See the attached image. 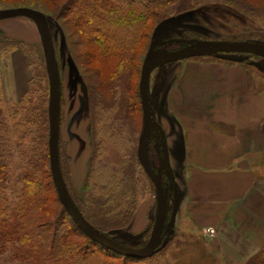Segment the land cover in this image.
Wrapping results in <instances>:
<instances>
[{
    "label": "trees",
    "instance_id": "1",
    "mask_svg": "<svg viewBox=\"0 0 264 264\" xmlns=\"http://www.w3.org/2000/svg\"><path fill=\"white\" fill-rule=\"evenodd\" d=\"M200 2L233 8L264 34V0H0V5L26 6L44 14L51 10L54 18L66 19L76 45L83 49L74 57L75 63L89 67L92 77L105 88L102 93L98 86L86 83L91 115L109 113L113 108L114 115L104 117L110 123L108 128L117 130L115 136L122 132L132 136L135 130H142V120L139 127L135 119V112L142 109L138 82L134 84L133 79L139 77L143 48L147 51L155 26L170 16L194 9ZM258 41L264 42V37ZM20 45L23 50L25 44ZM77 56L82 58L80 62ZM220 60L251 70L264 97V70L256 63L235 58ZM28 66L30 83L34 84L33 59ZM42 69L45 90L40 89L37 96L25 91L19 105L9 106L0 89V256L6 257L8 264H174L162 258L158 250L147 257H130L90 240L63 208L49 166V88L43 58L39 61V71ZM22 125V141L16 142ZM93 126L91 122L93 153L85 185L87 198H71L90 225L111 236V231L125 227L132 219L133 209L129 211L127 206L129 195L136 194L133 169L135 164L141 167V162L135 150L129 148L118 163L107 161L99 171L94 164L106 148L103 142L96 143ZM157 153L150 141L148 154L154 169L160 155ZM59 159L67 185L60 140ZM150 184L155 188L151 180ZM119 218L123 223L118 222ZM247 264H264V245Z\"/></svg>",
    "mask_w": 264,
    "mask_h": 264
},
{
    "label": "crops",
    "instance_id": "2",
    "mask_svg": "<svg viewBox=\"0 0 264 264\" xmlns=\"http://www.w3.org/2000/svg\"><path fill=\"white\" fill-rule=\"evenodd\" d=\"M16 25L26 27L8 36L35 38L30 20ZM183 63L162 66L164 82L154 84L176 171L172 235L183 240V264H247L264 245V97L238 63Z\"/></svg>",
    "mask_w": 264,
    "mask_h": 264
},
{
    "label": "rangeland",
    "instance_id": "3",
    "mask_svg": "<svg viewBox=\"0 0 264 264\" xmlns=\"http://www.w3.org/2000/svg\"><path fill=\"white\" fill-rule=\"evenodd\" d=\"M7 6V4H1L0 8ZM37 7L48 11V9L43 6ZM48 13L45 15L47 16L50 24L61 80L59 140L62 153L63 170L67 185L65 182L64 183L67 188L68 196L72 202V198L85 201L87 198L85 185L87 175L91 167L90 162L92 157L91 155L93 153V134L91 133L90 128L91 122L94 123L93 128L95 134L94 137L97 141L96 143L100 144L103 142L106 148V153H102L97 156L94 164L99 171L107 161H110L113 165L118 163V160L123 155L124 150L126 151L129 148L135 150L139 159L141 136L139 133L141 131L135 130V133L132 136H128L127 132H122L120 136H115L114 132L117 130L108 128V124L110 123L104 118L107 114L114 115L115 110L113 108L109 110V113L99 111L93 112L94 115H91L89 101L87 100V96L84 91L86 83L98 86V90L102 93H105V88H103L100 81H96V79L92 77L91 69L80 62L82 59L81 57L77 56L80 65L78 66L75 63L76 61L74 57L77 53L78 55L81 54L83 49L82 47L76 45L74 32L67 24V20L61 17L54 18L53 15H51V10ZM26 18L27 17L24 16H17L0 20V89L9 106L16 104L19 105L21 96L25 91L31 92L33 96H37L41 93L40 89L45 90L43 69L41 72L39 71V61L41 58L45 61V57L40 35L34 22L27 18L30 20L32 28H35L34 39L24 40L16 36H8L10 35L9 31L13 29L24 30L23 27L26 26L21 25V27L16 24L18 23V20H27ZM6 26H8V28H6ZM157 26L158 33L166 39L178 38L200 41H258L260 38L264 37V34H262L257 27H251L250 20L246 15H243L235 11L233 8L225 5L210 4L208 2H200V4L195 5L194 9L190 11L170 16L160 22ZM23 43L25 46H23L24 49L22 50L20 44ZM176 46V43L167 45L169 49H174ZM143 52L146 53L144 48L141 52L140 60H143L145 56ZM232 57L237 60L256 63L259 68L264 70L263 58L247 53H236L233 54ZM31 59H33L34 62L33 69L35 75L33 78L36 82L34 84L30 83L31 70L28 65ZM202 59L221 61V58L216 56L191 57L183 59V66L186 62L191 60L194 61ZM163 67H154L149 78L150 104L153 107L154 116L158 122L160 120V114L156 108L159 107L160 103H162L163 93L160 94L158 92L160 87L157 86V90L154 84L159 81L160 83L157 84L162 86V83L164 82V75L162 73ZM40 74L43 76L42 81ZM46 76L49 88L48 74H46ZM138 80L139 77H135L133 79L134 84L137 83ZM29 105L31 106L30 102ZM37 114H39V111ZM92 116L94 118L93 120ZM135 119L137 126H139L140 119L142 120V111L135 112ZM18 127L19 126H16V128ZM89 128L90 131L88 130ZM22 129L23 125L20 127V133H17L18 139L16 142H20V140L22 141ZM14 136L16 137V135ZM150 141L153 142V149L156 153H160V149L157 148L158 140L153 137V131L150 136ZM13 142L15 143V141ZM160 158L161 156L159 155L158 159ZM143 171L142 164L141 167L135 164L133 176L134 185L136 186V194L129 195L130 203L127 206L129 211L133 209V215L130 223L123 228L110 232L111 237L128 248L137 249L146 244L152 232L156 212L155 188L151 186L148 175L144 173L145 171ZM173 171L176 172L175 168L169 166L168 169L162 172V182L167 190L169 209L166 214L163 236L156 250L160 251L159 255H162V258L169 260L174 264H183V240L179 239V236L177 235H172L173 230H171L174 215L171 204L172 201L174 203L173 198L176 192V190H174V186L176 187V180L173 178ZM167 172L171 173V177L167 175ZM136 215H140L139 218L141 223L139 224V227H137V225H133ZM118 222L123 223L120 218L118 219ZM212 229L214 232L213 236H215V229L213 227ZM206 236L209 238L213 237L208 235ZM177 249H179L178 253L176 251ZM0 264H8L6 257L0 256Z\"/></svg>",
    "mask_w": 264,
    "mask_h": 264
},
{
    "label": "water",
    "instance_id": "4",
    "mask_svg": "<svg viewBox=\"0 0 264 264\" xmlns=\"http://www.w3.org/2000/svg\"><path fill=\"white\" fill-rule=\"evenodd\" d=\"M24 16L36 25L44 57L47 66L49 81V106H48V153L49 166L58 199L68 215L77 224L80 230L90 240L110 248L124 256L143 258L150 256L159 246L163 236L166 214L168 210V194L162 182V172L169 168V152L165 141V133L162 126L154 116L153 107L150 104L149 78L154 67L164 66L167 63L205 55H214L221 59L233 58L236 53L253 54L264 59V42L260 41H200L178 38L166 39L158 33V26L152 32L147 51L142 60L140 76L138 80V94L142 109V130L140 137L139 159L144 171L149 176L155 187L156 212L151 235L146 244L141 248H128L120 244L113 237L100 232L90 225L78 208L68 196L64 183L59 159V135H60V99L61 80L55 46L51 34L47 16L34 8L26 6L0 8V20ZM171 43L184 44L176 49H168L165 46ZM152 131L157 133V148L160 149L161 158L154 169L151 165L148 146ZM171 177V173L167 172Z\"/></svg>",
    "mask_w": 264,
    "mask_h": 264
},
{
    "label": "flooded vegetation",
    "instance_id": "5",
    "mask_svg": "<svg viewBox=\"0 0 264 264\" xmlns=\"http://www.w3.org/2000/svg\"><path fill=\"white\" fill-rule=\"evenodd\" d=\"M184 44H177V46H176V48H179V47H181V46H183ZM166 48H168L167 46H165ZM176 48H174V49H176ZM169 49V48H168ZM172 50V49H171ZM84 91H85V94H86V87L84 88ZM89 131H90V128L88 129ZM156 135H157V133H155L154 131H153V137H155V139H156ZM160 156H161V153H160ZM159 161V160H158ZM158 166V165H157ZM157 168V167H156ZM155 168V169H156Z\"/></svg>",
    "mask_w": 264,
    "mask_h": 264
},
{
    "label": "built area",
    "instance_id": "6",
    "mask_svg": "<svg viewBox=\"0 0 264 264\" xmlns=\"http://www.w3.org/2000/svg\"><path fill=\"white\" fill-rule=\"evenodd\" d=\"M205 233L208 236H213V234H214L213 229L211 227L206 228Z\"/></svg>",
    "mask_w": 264,
    "mask_h": 264
}]
</instances>
